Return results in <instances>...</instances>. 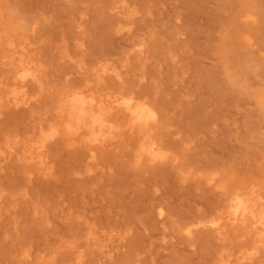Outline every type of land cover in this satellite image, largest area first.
Returning <instances> with one entry per match:
<instances>
[{
    "label": "rangeland",
    "instance_id": "rangeland-1",
    "mask_svg": "<svg viewBox=\"0 0 264 264\" xmlns=\"http://www.w3.org/2000/svg\"><path fill=\"white\" fill-rule=\"evenodd\" d=\"M18 52L38 80L14 107ZM87 83L146 102L165 160H139L120 110L104 146L59 134L44 168L25 159ZM249 191L264 197V0H0V264H264L250 228L193 227Z\"/></svg>",
    "mask_w": 264,
    "mask_h": 264
},
{
    "label": "bare ground",
    "instance_id": "bare-ground-1",
    "mask_svg": "<svg viewBox=\"0 0 264 264\" xmlns=\"http://www.w3.org/2000/svg\"><path fill=\"white\" fill-rule=\"evenodd\" d=\"M19 64L13 67L14 87L9 91L8 103L14 107L26 106L31 99L25 91L28 81H37V70L31 61L18 52ZM113 74L117 79L121 73L115 69L104 68L96 74V80L101 81L106 73ZM84 88L71 90L60 98L59 116L55 125L47 132L42 133V139L37 143H31L24 150V158L34 163L39 168L46 166V144L59 134L65 140H81L88 145H102L115 138L116 127L111 123L110 116L120 110L128 118L131 129L139 130L145 135L139 146V160L147 159L149 163H159L165 160L155 142L150 136L151 126L156 121L154 110L143 101H137L133 97H113L111 100H100L96 95L88 94L89 83ZM6 103V102H5ZM264 206L263 195H256L255 192L233 193L229 199L227 210L223 217L212 219L207 222H199L193 227L208 226L219 236H222L225 225L228 227L244 226L254 232L256 243L264 246ZM224 221V222H223ZM192 228H188L191 234ZM255 250L248 256H243L242 261H249L255 255ZM225 264H231L227 261Z\"/></svg>",
    "mask_w": 264,
    "mask_h": 264
}]
</instances>
